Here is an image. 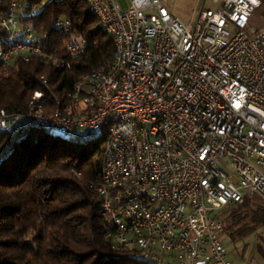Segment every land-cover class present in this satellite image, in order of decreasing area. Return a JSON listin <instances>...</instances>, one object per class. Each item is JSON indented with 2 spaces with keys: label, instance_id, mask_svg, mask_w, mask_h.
I'll list each match as a JSON object with an SVG mask.
<instances>
[{
  "label": "built area",
  "instance_id": "1",
  "mask_svg": "<svg viewBox=\"0 0 264 264\" xmlns=\"http://www.w3.org/2000/svg\"><path fill=\"white\" fill-rule=\"evenodd\" d=\"M169 0H85L116 50L84 76L70 106L44 113L37 91L27 111H0L9 144L41 131L73 145L106 136L94 187L104 241L139 264H238L223 244L222 213L246 197L264 200V30L250 25L261 0H210L191 23ZM31 10L12 0L0 19V68L34 57L70 69L89 43L64 16L52 30L65 57L42 49ZM48 86L46 80L43 81ZM257 264V263H245Z\"/></svg>",
  "mask_w": 264,
  "mask_h": 264
},
{
  "label": "trees",
  "instance_id": "2",
  "mask_svg": "<svg viewBox=\"0 0 264 264\" xmlns=\"http://www.w3.org/2000/svg\"><path fill=\"white\" fill-rule=\"evenodd\" d=\"M11 2L0 0V19ZM25 2L29 10L38 7L29 21L40 33L43 50L66 55L64 39L51 27L58 16L70 19L89 47L70 69L40 57L18 60L10 70L0 68V111H27L40 91L45 114H52L58 102L77 114L69 95L84 76L112 63L114 45L85 0ZM105 142L106 136L87 146L73 145L36 130L16 142L0 166V264H139L104 241L106 218L94 187L100 180ZM8 144V134H0V156ZM223 217L228 238L243 240L264 230V200L246 197Z\"/></svg>",
  "mask_w": 264,
  "mask_h": 264
},
{
  "label": "rangeland",
  "instance_id": "3",
  "mask_svg": "<svg viewBox=\"0 0 264 264\" xmlns=\"http://www.w3.org/2000/svg\"><path fill=\"white\" fill-rule=\"evenodd\" d=\"M21 1L22 3H26L25 0ZM261 2L262 7L254 14L253 22L255 21L256 25H260L261 22H263V17L260 15H263L262 9L264 7V0H261ZM119 3L124 10L128 8L127 0H119ZM197 3V0H169L166 7L173 16L178 17L182 22L188 24L191 23L197 15ZM211 8H214V6L211 4L210 0H207L204 9ZM259 30L260 29H257V31ZM256 202L258 204L260 203L258 201ZM224 212L222 213V217ZM223 244L226 247L230 259L235 263H264V230H259L245 239L236 242H232L225 234Z\"/></svg>",
  "mask_w": 264,
  "mask_h": 264
},
{
  "label": "crops",
  "instance_id": "4",
  "mask_svg": "<svg viewBox=\"0 0 264 264\" xmlns=\"http://www.w3.org/2000/svg\"><path fill=\"white\" fill-rule=\"evenodd\" d=\"M198 1V3H197V9L200 7V5L202 4V0H197ZM262 7V4H261V6H260V8ZM259 10V9H258ZM262 14L263 15H260V16H262L263 17V22H261V24L260 25H256L255 24V21L253 22V19H254V16L251 18V21H250V25L252 26V27H254L256 30L257 29H260L259 31H261V30H264V7H263V9H262ZM178 18V17H177ZM228 257H229V255H228ZM230 258V257H229ZM231 260V259H230ZM233 261V260H232ZM234 262V261H233ZM254 263H256V262H254ZM257 264H264V263H259V262H257Z\"/></svg>",
  "mask_w": 264,
  "mask_h": 264
}]
</instances>
